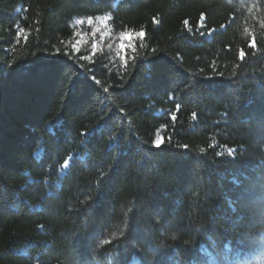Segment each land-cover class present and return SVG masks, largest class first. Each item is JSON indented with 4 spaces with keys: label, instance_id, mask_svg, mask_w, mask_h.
I'll list each match as a JSON object with an SVG mask.
<instances>
[{
    "label": "trees",
    "instance_id": "16d2710c",
    "mask_svg": "<svg viewBox=\"0 0 264 264\" xmlns=\"http://www.w3.org/2000/svg\"><path fill=\"white\" fill-rule=\"evenodd\" d=\"M0 264H264V0H0Z\"/></svg>",
    "mask_w": 264,
    "mask_h": 264
},
{
    "label": "snow or ice",
    "instance_id": "6c2138e0",
    "mask_svg": "<svg viewBox=\"0 0 264 264\" xmlns=\"http://www.w3.org/2000/svg\"><path fill=\"white\" fill-rule=\"evenodd\" d=\"M107 19H108V18H104V22H107ZM204 21H205V16H204L203 14H201V19H200V21L198 22V26H199V27H203V26H204ZM78 23H83V21H78ZM88 23H89V24L92 23V19H91V17L88 18ZM154 23H157V21L154 20ZM184 23L187 25V24H188V21H185ZM221 27H224V26L222 25ZM23 31H24V30L21 29L19 32H17V38H18V39L22 36ZM96 31H99V29H95V30L93 31V33H92L93 36H95ZM213 31H214V30H213ZM245 31L247 32L248 30L245 29ZM107 35H108V32H103V33H101V35H100V41L103 42L104 39H105V37H106ZM146 35H147V34H146L145 31H140V32H121V33H120V37H119V39H120V43L118 44V49H119V51H118L117 54L119 55V58H120V60H121V66H122V67H124V66L127 64V61H128L129 59H135L134 56H133V57H129V56L127 55V53H128L129 50H131L133 53H135L136 50H137V49H136V43H135V41H136L137 39H139L141 42H143V41L146 39ZM23 38L25 39V41L27 40V36H24ZM82 42H83V43H87V41L84 39L83 36H81V38H80L79 40H77V41L75 42V44L72 45L73 49H74L75 51L78 52V51H79V47H78V46H79ZM142 46H143V44H142ZM249 47L252 48V49H254V50L257 48V44H256V40H255V38H253L252 40L249 41ZM91 50H92V54L95 55L96 50H97V45H96V43H93V44H92V49H91ZM239 58H240L241 60H243V59L245 58V52H244L243 50L240 51V53H239ZM209 79H211V78H209ZM97 83H99V81H97ZM104 91H105V92H108V89L105 88ZM179 108H180V105L177 104V110H179ZM192 118H193V120L196 119V114H195V113H193ZM170 119H171L173 122H175L176 119H177L176 113H172L171 116H170ZM164 143H165V139H164V137L158 135L157 138L152 142V147H154V148H160ZM185 147H186V146H185ZM200 151L203 152L204 149H201ZM217 155H221V153H217ZM228 155H229V156H232V155H233V150H232V149H228ZM68 164H69V161H68V160H65V161H64V166L67 167ZM171 238H172L173 240H175L177 237H176L175 235H173Z\"/></svg>",
    "mask_w": 264,
    "mask_h": 264
}]
</instances>
